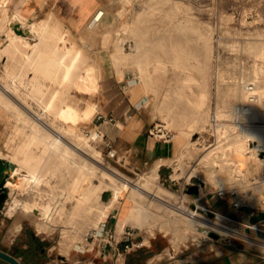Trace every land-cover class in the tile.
Here are the masks:
<instances>
[{
	"label": "rangeland",
	"instance_id": "374dc122",
	"mask_svg": "<svg viewBox=\"0 0 264 264\" xmlns=\"http://www.w3.org/2000/svg\"><path fill=\"white\" fill-rule=\"evenodd\" d=\"M100 8L105 10L104 17L92 27L88 26L90 17L82 24L62 23L52 11L46 18L36 17L59 32H67V41H73L75 47H83V56L66 81H62L65 68L62 65L53 78L39 77L28 84L27 79L33 74L29 69L30 59L25 57L18 40L13 41L10 48L3 47L2 35L5 34L0 30V157H21L28 138L37 132L43 141L33 149L36 153L39 151L38 155L42 154V167H49L38 188L19 190L10 182H4L8 196L1 206L3 223L22 221L30 225L39 239L52 247V256L56 258L73 245L86 243L89 233L98 229L99 226L92 224L96 210L111 201L109 184H119L120 180L110 173L118 172L127 183L123 199L134 197L146 218L144 225L126 223L135 228L137 235L165 233L175 247L185 244L189 252H195L190 258L209 251L214 239H241L247 233L233 226L230 220H222L214 212L205 210L206 196L199 197L208 192L227 205L261 203L264 184L258 185L255 199H250V195L253 181L264 178V146L256 148L250 174L243 182L230 180L226 164L222 167L204 165L202 155L221 142V135L227 132L243 131L246 125H264V101L256 114L243 113L240 109L250 94L244 87L246 81L264 94V0H101ZM0 25H6L5 17ZM69 57L66 56V60ZM82 68L84 71L92 69L88 86L76 80ZM110 76L129 87L128 91L122 88L124 94L133 95L135 100L144 97L142 108L150 121L148 136L151 135L149 129L158 122L174 130L175 141L183 132L188 134L183 151L162 160L165 162L159 167L160 161L146 163L142 152L134 154L116 146L120 141L116 134L119 125L97 119L101 111L102 83ZM5 87L10 91L4 90ZM39 87L45 88L40 100L35 95ZM54 91H57V104L61 106L59 113L55 112L57 105L52 110L43 108ZM91 103L97 109L85 117L84 109ZM241 114L244 116L240 119ZM212 117H216L218 124L222 123L220 128L212 123ZM97 130L99 136L91 142L97 146L100 157L91 156L97 173L90 176L92 203L96 209L88 213L87 207L82 206L75 223L71 224L64 220L76 202L68 193L74 167L65 165L61 154L50 149V142L56 134L62 133L67 141L70 139L77 145V133L89 135ZM255 144L250 137L248 148H255ZM45 146H48L47 152H43ZM110 148L116 149L114 156L109 154ZM75 154L78 160H84L80 153ZM231 155L239 157L235 151ZM18 177L11 174L10 179L19 180ZM194 185L200 188V193L191 188ZM139 186L144 192L136 188ZM220 189L226 192L223 197L218 193ZM48 193L53 195L54 201L46 196ZM24 200L41 201L51 211L43 217L34 211H25L21 206ZM12 207L15 208L13 214L9 212ZM192 211L210 219L207 224L195 222V227L201 230L199 234L189 227L193 224L189 215ZM110 215H114L113 219L119 218V204L109 212V219ZM213 221L220 227L239 232L228 233L210 225Z\"/></svg>",
	"mask_w": 264,
	"mask_h": 264
},
{
	"label": "crops",
	"instance_id": "0c3cea01",
	"mask_svg": "<svg viewBox=\"0 0 264 264\" xmlns=\"http://www.w3.org/2000/svg\"><path fill=\"white\" fill-rule=\"evenodd\" d=\"M100 6L101 0H9V12H13L16 7L15 11L20 12L24 18L36 19L38 16L40 19L48 17L52 11L57 19L66 24L84 23ZM123 83H118L114 76L106 78L102 83L103 92L99 105L101 111L110 113L119 120L128 112L132 113L131 118L125 122L113 123L119 125L116 134L120 141L116 146L134 154L142 152L146 163L160 161V167L165 162L162 160L184 150L188 134L183 132L179 140L171 142L148 136L150 121L142 108L144 97L140 96L135 100L133 95L124 94L122 88L128 91L129 87ZM198 192L200 193V188ZM204 196L205 210L214 212L222 220H230L233 226L247 234L235 241L214 239L210 242L209 251L192 258L190 257L195 252H189L184 247L185 244L175 247L165 233L137 235L142 245L127 253L118 251L115 242L104 245L102 235L89 236L86 243L73 245L66 253H58L54 258L52 247L41 241L30 225L22 221L5 225L1 208L0 249L16 256L23 264H264V208L261 203L233 206L218 202L208 192L199 198ZM113 217L114 215H110V219L108 216L105 221L108 228L119 237L122 229L129 225H119L118 219ZM0 264L12 263L0 257Z\"/></svg>",
	"mask_w": 264,
	"mask_h": 264
},
{
	"label": "bare ground",
	"instance_id": "6f19581e",
	"mask_svg": "<svg viewBox=\"0 0 264 264\" xmlns=\"http://www.w3.org/2000/svg\"><path fill=\"white\" fill-rule=\"evenodd\" d=\"M15 9L16 7L14 8V10L12 9L13 12H9L10 11L9 0H4V1L0 0V20H2L3 17H5V20H6L5 26L0 25V30L3 31L5 34V35H2L3 39L1 37V39L3 40L2 46L10 48L12 46L13 41L15 40H18V42L21 43V46L24 49L25 57L30 59L29 69L33 73L31 77L27 79V83L28 84L34 83L39 77L53 78L56 75L58 69L62 65H65L64 72L62 75V81L63 80L66 81L68 78H70L73 69L78 65L79 60L83 56V51H84L83 47L81 46L75 47V44L73 41H70V42L67 41L68 37L66 35L67 34L66 31H65L66 33H62V32H59L56 27L50 26L36 19H26L23 16H21L20 12L15 11ZM49 20H52V19H49ZM56 22L58 21L56 20ZM57 25L58 27H61L59 22ZM68 55H70V57L68 60H66V56ZM91 70L86 69L84 71L83 69V71H81L78 74L76 78L78 84L83 85V86H88L89 81H91L92 79L91 78L92 76L90 73ZM246 82L247 83L244 85V87L246 91H248L250 94L246 96V99L244 102H242L240 109L242 110L243 113L256 114L258 110L262 109L261 105L264 101V94L260 93L257 89H254L253 83H248V81ZM80 85L79 87H81ZM68 88H71V87H68ZM11 89H13V87ZM4 90L10 91L8 87H5ZM44 93H45V88L39 87L38 89L35 90V95L39 97V100L40 98L42 99ZM57 102H58L57 91H54L53 94L49 97V99H47L44 102L43 108L47 110H52L53 106L57 105L55 112L59 113L61 106L58 105ZM96 109H97V106L91 103L84 109L83 114L85 115V117H88ZM243 116L241 114L239 118L241 119V117ZM67 118L69 119V117ZM46 124L47 123H45V125ZM221 124L217 123V126ZM220 127L221 126H219L218 128ZM243 129H244L243 131L236 130L234 132H229V133L227 132L226 134L223 133L224 136L221 135L223 137L221 142L219 141L217 145L215 144V146L208 149L206 153L202 155V163L204 165L213 164L216 167L217 166L222 167L224 166V164H226L229 168V174L231 177L230 180L235 183L243 182L244 180L248 179V175L250 174L252 164L254 163L253 160L255 158V150H257L256 148L264 146V125H261V124L246 125ZM76 135L77 137L76 136L75 137L77 138V145L75 144V142L70 141V139L69 141H67L65 139L66 137L64 138L62 133L56 134V138H54L51 142L49 141L50 149H52V151H55L57 153L59 152V154H61L60 156H62L63 162L65 163V165L68 166L70 164L74 167V171L72 172V176H71V181L69 182L70 188L68 189V193L72 196L73 200L76 199V202L74 203L72 209L70 210L68 217L64 220L65 222L67 221V222H70L71 224L75 223L76 215L78 214L79 209L82 206L87 207L88 213H91L92 211L96 209L95 204L92 203V192H91L92 188H91L90 176L97 173V170H96L95 165L92 164L93 161L91 160V156L95 155L97 157H100V151L96 148L97 146H95V144L91 142V140H97L99 136V133L97 131H93L89 135L88 134H78V133ZM18 136L20 138V135ZM24 137L25 136H23V138ZM250 137H253L254 140L256 141L255 148H250V149L248 148L247 143ZM73 139L75 138L73 137ZM42 141H43V138L41 137V135L35 132L31 137L28 138L25 148L22 151L23 154L21 157H17L15 159L6 158L8 162L10 163V166H9L10 172H8L6 176L3 178V183L10 182L11 186L18 188L19 190H21L22 188L24 189L26 187H30L31 189L39 187L43 178L46 177V175L48 174V169H49V167H46V166H44V168L42 167V164H43L42 154L38 155L39 151L37 152L38 153L37 154L33 149L37 145L40 146ZM47 147L45 146V148L44 147L42 148L43 152L44 151L47 152L48 150ZM73 151H77V152H73ZM233 151L239 153L238 158H233V156L231 155ZM75 153H80L84 160H78L77 154ZM0 156H1V152H0ZM50 161H51L50 158H48L47 162L49 163ZM258 163L259 165L257 167L259 168L261 163L260 161H258ZM66 166L65 168H67ZM106 173L109 174V172H106ZM11 174H18L20 176V178L18 177L19 180H11L10 179ZM118 174L120 173L118 172L110 173L112 177L116 179L118 178L120 180L119 184L117 183L109 184L106 180L102 178V180L105 183H108L110 186H112V199L109 203L105 204V206H103L102 208L99 207V209L96 210L97 216H96V219H94V221L92 222V224H95V227L96 226L100 227L104 223V220L108 216L109 212L117 204H119L118 221L120 224L123 225L131 221L136 224L144 225L146 222V218L143 217V213L139 209L140 203L135 202L134 197L129 198L127 200L123 199L122 194L127 189V183L124 180H122ZM256 174L257 173L255 172V175ZM224 181L225 180L222 181L223 186L225 184ZM253 182H254L253 193L250 195L251 196L250 199H255L256 196H258L257 188H258V185L264 184V178H261L260 180L253 181ZM136 188L144 192V189H142V187L139 186ZM46 196H48L50 200L54 201V197L51 193L50 194L48 193ZM28 200H24L23 203L21 204L22 208H24L25 211H34L38 216H41V217L50 213L51 209L48 205L44 207V205L40 203L41 201L39 202L36 200L35 201H28ZM14 211H15V208L13 207L9 209V212L11 214H13ZM189 215L191 219L193 220V224H190L191 226L189 225L190 230L193 231V233L195 234L201 233V230L195 227V222H199V224L200 223L207 224L210 219L208 220V218H205L197 211H192L191 213H189ZM216 223L218 222L213 221V223H210V225H213L214 227L225 230L228 233L238 234V231L232 230V228H228L227 226H225V228L220 227Z\"/></svg>",
	"mask_w": 264,
	"mask_h": 264
},
{
	"label": "built area",
	"instance_id": "2783aa9c",
	"mask_svg": "<svg viewBox=\"0 0 264 264\" xmlns=\"http://www.w3.org/2000/svg\"><path fill=\"white\" fill-rule=\"evenodd\" d=\"M105 10L103 8H98L92 15V17L88 21V26L92 27L99 23L102 18L104 17ZM127 89V88H126ZM132 113L128 112L127 114L124 115L123 119L119 120L115 118L114 115L110 113H105L103 111H99L97 113V119L103 123H122L131 118ZM212 123L214 125L217 124L216 117H212ZM98 133L100 132L97 130ZM149 133L155 137L157 140L164 141V142H171L174 140L175 132L172 128L167 126L166 124L162 122H158L154 124L150 129ZM109 154L111 156H114L116 154V149L110 148L109 149ZM219 195L223 197L226 192L225 190L220 189L218 191ZM236 205H238V202H235ZM261 205L264 208V198L261 200ZM103 236L102 242L104 245L111 244L115 242L117 246V250L121 251L123 253H127L132 251L135 248H138L142 245L141 241L137 239V232L135 228L131 226H125L119 237H116L114 234V231L108 228L107 221H104V223L100 226V228H94L87 237H95V236Z\"/></svg>",
	"mask_w": 264,
	"mask_h": 264
},
{
	"label": "water",
	"instance_id": "95a60500",
	"mask_svg": "<svg viewBox=\"0 0 264 264\" xmlns=\"http://www.w3.org/2000/svg\"><path fill=\"white\" fill-rule=\"evenodd\" d=\"M10 163L8 162L7 159H4L0 157V209L2 208L1 206L4 204L5 199L8 196V187L3 183V178L6 176L8 172H10ZM191 188L195 189L196 191L198 190V186L194 185ZM217 236V234H214ZM0 257L9 261L12 264H23L20 259H18L16 256L0 249Z\"/></svg>",
	"mask_w": 264,
	"mask_h": 264
}]
</instances>
